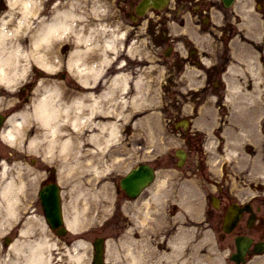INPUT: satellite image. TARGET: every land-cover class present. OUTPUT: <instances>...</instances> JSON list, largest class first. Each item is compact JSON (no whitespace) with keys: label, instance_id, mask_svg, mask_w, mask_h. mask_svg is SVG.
I'll return each mask as SVG.
<instances>
[{"label":"flooded vegetation","instance_id":"af4514ba","mask_svg":"<svg viewBox=\"0 0 264 264\" xmlns=\"http://www.w3.org/2000/svg\"><path fill=\"white\" fill-rule=\"evenodd\" d=\"M111 1L126 29L116 55L105 50L113 59L100 74H92L94 80L90 75L84 82L70 76V84L92 88L97 99L104 100L105 113L100 118L113 121L125 85L133 98L135 133V82L141 72L162 68L166 128L182 142L185 163L195 164L203 153L209 127L218 149L264 153V0ZM115 94L120 97L110 99ZM253 114L257 123L251 132L246 120L251 119L252 125ZM167 148V155L156 163L176 162L171 146ZM43 167L39 189L53 179L49 167L41 165L38 171ZM214 182L217 206L210 202L209 218L222 221L228 205L237 202L244 211L234 233L264 239V184H255L257 193L233 197L223 183Z\"/></svg>","mask_w":264,"mask_h":264},{"label":"bare ground","instance_id":"6f19581e","mask_svg":"<svg viewBox=\"0 0 264 264\" xmlns=\"http://www.w3.org/2000/svg\"><path fill=\"white\" fill-rule=\"evenodd\" d=\"M6 1L9 10L0 16V92L5 89L11 90L15 83L21 81L27 73L29 63L42 65L49 70L51 67L58 66L61 62V55L55 54L54 50L58 44L64 42L71 43L74 49L69 52L68 59L63 63L70 69L76 65V72L83 74V67L74 59L77 58L76 55L79 52L81 55L85 54L84 50L81 51L79 47L89 37V39H93V36H90L85 28V21L79 20L84 18L75 7L74 0L55 1L50 7L49 16L44 15L40 18L39 15V18L33 21L29 17L35 13L34 6L40 0ZM17 13H19V18L13 21V15ZM6 21L7 23H5ZM53 28L60 33H64L65 28L68 30L60 39L53 37L50 44L40 43L38 46L39 40ZM96 32L94 31L93 35ZM9 33L12 34L9 35ZM88 67L84 66L85 71ZM37 86L44 87L43 91L32 101V112L23 110L22 113L17 112L10 115L7 119L8 128L3 131V136L16 145H20L23 139L29 144L36 145L37 143L41 147L39 154L43 160L58 162L60 178L65 179L66 177L70 182L71 177L72 180L74 176L76 177L77 181L72 186L69 185L68 189L70 204L75 203V205L69 207L70 212L67 210L66 224L69 229H78L81 227L79 225L80 217L86 214L85 212L88 213L87 204L94 199L93 196L99 191L97 187L105 193L104 187L107 186L100 184H97V187L92 186L94 181L91 175L92 171L99 167L96 154L99 155L100 152H93L91 148L85 147L92 141L96 142L98 137L96 133L87 134L83 131L84 113L89 110V104L85 108L84 93L73 94V91H70L71 89L69 90L64 84L44 83L40 80ZM57 95L59 99L56 98ZM46 97L47 99H45ZM79 101L82 103H78ZM20 115L21 119H19ZM30 115L36 124L33 135H30L26 127L30 124ZM101 124L97 122L95 125L99 127ZM97 144H101V142L98 140ZM5 168L6 166L3 165L2 170L5 171ZM22 184L24 185V182L21 179L19 183L9 179V181H2L0 184V211L4 212L0 213V224L5 221L9 224L10 218L16 216V200L17 198H20V202L22 200ZM88 184L89 186H86ZM71 187L77 192V196L73 194V189L70 191ZM79 202L83 205L78 206ZM30 218H25L17 236L8 245L4 258L2 251L0 252V264L52 263V259L49 257V250L54 248L51 247L52 243L45 237H38L30 241L24 238L28 232V223L29 225L32 223ZM181 232L179 230L177 234V244L173 239L170 240L173 244V252L180 247ZM82 247L83 242H74L71 247L66 249L69 258H78L81 255ZM128 253L130 259L135 260V249L132 246H128ZM160 254L164 255L165 253L161 252Z\"/></svg>","mask_w":264,"mask_h":264},{"label":"rangeland","instance_id":"374dc122","mask_svg":"<svg viewBox=\"0 0 264 264\" xmlns=\"http://www.w3.org/2000/svg\"><path fill=\"white\" fill-rule=\"evenodd\" d=\"M18 15L19 14L17 13L15 16V19L18 17ZM15 19L13 18V21ZM32 65L33 64L29 63L28 72H29V69ZM28 78H33V77H31L30 72H29L28 76L26 78H24L23 80L25 81V79H28ZM9 95H11V93H9ZM9 97H12V96H9ZM9 97L6 96L5 98L2 99V101H0V107L4 108V107L9 105V102H10V100L8 99ZM210 154L211 153H209V156H210ZM130 163H131V161L123 162V165L121 168L122 170H120V171L123 173L126 172L127 169L130 167ZM190 167H193V168L189 169V171L187 173V178H191L193 176H197V177L200 176V177H204L208 180V178L212 179L215 177V170L213 169V166L211 165V163H207L205 168L202 167V169L197 171L196 174H193L194 171H196V169L194 168L195 165L190 164ZM256 172L257 171H254L250 167H248L246 170H242V171L239 169H230L229 170V177H231V175H232L233 177H236V178L244 177V179H248L249 177H253V175ZM227 173H228V170H227ZM75 181H77L76 177L73 179V182H75ZM105 184L107 185L106 187H104V190H106V193L97 194V196L95 197V199H96L95 203L92 202L90 204V209L88 210V212H90V213L85 212L86 214H84L83 216L80 217L81 222L83 220H85L84 228L87 229V231H86L87 233L83 232L85 235H82V236L85 240H89V239H91L92 236H94L95 234H99L100 232H103L104 234L107 233L110 236H114L113 234H115V233H120L119 234L120 237L116 238V240H115L117 242V244H116L117 246H113V247L116 248L115 251H117V253L120 257H125L126 255H123V254H125L124 246H121V244L124 242L125 239H122L121 236H125L128 233L135 231V205H132L131 203H127L126 205H123V204H125L126 198L121 193H119V194L116 193V191L114 190L115 187H113V184L111 183L110 180L107 181ZM206 185L208 187L211 186L210 183H208V184L206 183ZM86 186H89V184ZM92 186H93V182H92ZM67 188L68 187L66 186V188H65L66 191H67ZM72 189H73V194H75V196H77V192L74 190L73 187H71L70 191ZM110 189H113L111 191V193L113 194L112 200L106 196V195H108V191ZM70 195H72V194H70ZM114 197H116V198H114ZM70 200L71 199L69 198V190H68L66 195H65V202H66L68 212H70L69 207H71L72 205H75V203L70 204ZM83 201H84V199H83ZM114 204H115V208L111 210V207ZM77 205L82 206L83 203L79 202ZM131 213L133 214V218H132V216H130ZM81 222H80V224H81ZM35 223L36 222H34V224ZM102 226H103V229H101ZM11 230H12V232L10 233V235L12 234L15 236L16 235V233H15L16 229H14V227H13ZM6 233H7V230H4L3 232L0 231V244L3 242V238H4V235H6ZM37 235H38L37 232L31 231L27 234V236H24V237H26L27 240H32ZM114 248L112 249V251H114ZM53 251L56 252V253H54V255H55L54 259H56V260L54 261V263L52 261V264H86L85 262L87 260L88 247H86V250L84 247V253H83V256L81 257V259L78 260L79 262H75L73 260V259H75L74 257H73V259H70L68 255H65L63 248H59V245H57L56 250H53ZM4 252L7 253V247H4ZM50 258H52V257H50Z\"/></svg>","mask_w":264,"mask_h":264},{"label":"clouds","instance_id":"9594fccd","mask_svg":"<svg viewBox=\"0 0 264 264\" xmlns=\"http://www.w3.org/2000/svg\"><path fill=\"white\" fill-rule=\"evenodd\" d=\"M7 23V21L5 22ZM23 23V21H22ZM67 28H65L64 33H60L57 31V29L53 28L51 29L46 35H44L38 42V46L40 43H44V44H50L51 40L53 37H55L56 39H60L66 32H67ZM12 33H9V35H11ZM57 99H59V96L57 95L56 97ZM47 99V97L45 98ZM78 103H82V101H79Z\"/></svg>","mask_w":264,"mask_h":264},{"label":"water","instance_id":"95a60500","mask_svg":"<svg viewBox=\"0 0 264 264\" xmlns=\"http://www.w3.org/2000/svg\"><path fill=\"white\" fill-rule=\"evenodd\" d=\"M131 186H133V183L131 184ZM57 219H58L57 222H59V218H58V217H57ZM99 252H100V251H99Z\"/></svg>","mask_w":264,"mask_h":264}]
</instances>
